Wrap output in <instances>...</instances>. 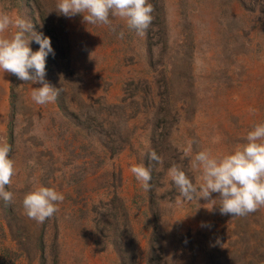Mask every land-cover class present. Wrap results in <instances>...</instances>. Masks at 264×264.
I'll return each instance as SVG.
<instances>
[{"label": "rangeland", "instance_id": "374dc122", "mask_svg": "<svg viewBox=\"0 0 264 264\" xmlns=\"http://www.w3.org/2000/svg\"><path fill=\"white\" fill-rule=\"evenodd\" d=\"M150 2L142 37L110 17L118 39L58 15L57 0H0L50 37L45 79L61 89L37 105L38 83L0 75V142L16 169L13 200H0V264H264V207L232 217L203 199L177 205L167 177L185 148L227 152L264 121V0ZM149 150L162 162L146 191L130 168ZM35 184L64 195L43 223L21 204Z\"/></svg>", "mask_w": 264, "mask_h": 264}, {"label": "clouds", "instance_id": "9594fccd", "mask_svg": "<svg viewBox=\"0 0 264 264\" xmlns=\"http://www.w3.org/2000/svg\"><path fill=\"white\" fill-rule=\"evenodd\" d=\"M53 10L69 18L81 14L87 25L109 26L118 39H123L125 33L116 30L110 17L122 18L130 31L142 37L152 23L154 11L150 0H57ZM10 28L14 30L9 31ZM33 42L39 45L36 50L30 46ZM50 54L55 55L50 37L35 31L30 20L0 12V73L38 83L31 92V99L37 105L54 103L61 91L45 79L46 58ZM249 111L254 113L255 109ZM244 140L223 153L208 148L193 153L190 146L185 148L187 164L173 163L167 170L168 180L178 192L175 203H198L203 199L204 205H210L206 207L209 210L217 205L221 215L232 217L264 207V121L255 123ZM10 151L7 142H0V200L5 203L13 200V193L5 186L16 172ZM146 155L147 165L134 164L130 172L147 191L151 188L153 166L159 165L162 158L155 150H149ZM213 193L218 196L213 197ZM63 200L61 191L35 184L24 194L21 204L29 219L43 223L59 211L58 204Z\"/></svg>", "mask_w": 264, "mask_h": 264}, {"label": "bare ground", "instance_id": "6f19581e", "mask_svg": "<svg viewBox=\"0 0 264 264\" xmlns=\"http://www.w3.org/2000/svg\"><path fill=\"white\" fill-rule=\"evenodd\" d=\"M2 75V74H1ZM3 82V80L1 79V83Z\"/></svg>", "mask_w": 264, "mask_h": 264}, {"label": "crops", "instance_id": "0c3cea01", "mask_svg": "<svg viewBox=\"0 0 264 264\" xmlns=\"http://www.w3.org/2000/svg\"><path fill=\"white\" fill-rule=\"evenodd\" d=\"M2 73H0V75H1ZM0 83H1V79H0Z\"/></svg>", "mask_w": 264, "mask_h": 264}]
</instances>
